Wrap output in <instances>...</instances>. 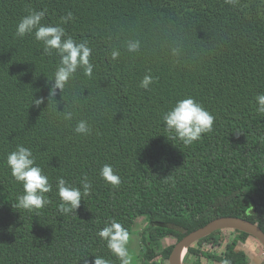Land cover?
<instances>
[{
	"label": "trees",
	"instance_id": "obj_1",
	"mask_svg": "<svg viewBox=\"0 0 264 264\" xmlns=\"http://www.w3.org/2000/svg\"><path fill=\"white\" fill-rule=\"evenodd\" d=\"M28 9L41 23L61 25L92 49L93 75L81 69L49 100L59 63L43 54L34 33L15 36ZM139 41L138 52L126 43ZM118 50L116 60L110 57ZM145 75L149 88L139 87ZM264 0H0V264H88L120 261L96 233L115 219L129 234L140 216L143 264H169L175 244L220 216H238L264 230ZM192 97L214 116L212 130L191 145L168 140L162 115ZM43 98L38 107L34 99ZM72 112L71 120L63 112ZM92 131L78 135V121ZM17 145L32 150L52 191L35 211L17 208L23 186L6 164ZM110 164L121 183L99 175ZM57 177L91 189L70 214L57 211ZM222 231L192 245L190 257L248 264L239 245L249 235ZM235 232H238L237 234ZM257 240V239H256ZM222 243V242H221ZM209 246H212L209 247ZM162 256L161 261L157 258Z\"/></svg>",
	"mask_w": 264,
	"mask_h": 264
},
{
	"label": "clouds",
	"instance_id": "obj_2",
	"mask_svg": "<svg viewBox=\"0 0 264 264\" xmlns=\"http://www.w3.org/2000/svg\"><path fill=\"white\" fill-rule=\"evenodd\" d=\"M226 3L235 4L238 0H225ZM46 10L37 11L28 9L27 14L22 16L15 26V36L24 38L26 35L34 33L37 41L43 45V54L51 55L53 51L59 57L53 79L49 90V100H55L57 90L62 92L65 85L73 78L78 69L83 71L87 77H92L94 65L90 62L92 49L87 41L77 42L68 35L61 25L73 19V14L68 12L66 16H61L60 23L46 25L41 23ZM128 52L139 51V41H129L126 43ZM120 52L116 49L111 51L110 57L116 60ZM152 83V77L145 75L140 81L139 87L147 89ZM255 111L259 115H264V93H258L254 97ZM44 102L43 98L34 99L32 104L37 107ZM72 112H63L65 120L72 119ZM165 124V131L169 134L168 140H179L184 145H191L201 138L203 133L212 130L214 116L207 111L200 103L192 97L184 98L175 104L162 115ZM92 131L88 122L80 120L77 122L74 132L78 135H88ZM6 164L11 169L13 179L22 184L23 192L17 197V208L28 211H35L43 208L51 201L45 195L52 191V184L44 174L43 169L36 164V158L32 150L23 145H17L16 149L7 154ZM100 177L112 186H118L120 177L114 173L110 164H104L99 170ZM81 187H76L67 182L63 177H57L56 189L60 203L57 211L62 215L76 211L81 204L82 196H87L91 189V182L87 177L81 181ZM96 235L106 242L107 248L117 257L120 264H132L133 257L129 252V232L115 219L110 220L100 229ZM88 264V260H85ZM91 264H111V261L102 256H94ZM221 264H230L228 259L221 261Z\"/></svg>",
	"mask_w": 264,
	"mask_h": 264
},
{
	"label": "water",
	"instance_id": "obj_3",
	"mask_svg": "<svg viewBox=\"0 0 264 264\" xmlns=\"http://www.w3.org/2000/svg\"><path fill=\"white\" fill-rule=\"evenodd\" d=\"M226 229L248 233L264 247V230L259 224L243 217L233 215L220 216L203 227L189 232L181 240L177 241L169 257V264H184L185 256L192 245L218 231Z\"/></svg>",
	"mask_w": 264,
	"mask_h": 264
},
{
	"label": "rangeland",
	"instance_id": "obj_4",
	"mask_svg": "<svg viewBox=\"0 0 264 264\" xmlns=\"http://www.w3.org/2000/svg\"><path fill=\"white\" fill-rule=\"evenodd\" d=\"M146 219L147 218L145 216H140L137 219V221L135 222L132 232L129 234L130 239H129V243H128V249H129L130 254L133 257L132 264H143L141 232L143 231L144 227L147 224ZM226 231H231V230H224V232H222L224 237H226V239H228L229 238V232H226ZM233 231H235V230H233ZM235 233L237 234L238 232H235ZM252 239H254V238H252ZM162 242H163V246H170V245L177 243V238H175L173 236L167 237V238L163 239ZM157 259L159 261H161L162 256L160 255ZM204 260H205V264H207L206 262L208 261V259L205 258Z\"/></svg>",
	"mask_w": 264,
	"mask_h": 264
},
{
	"label": "crops",
	"instance_id": "obj_5",
	"mask_svg": "<svg viewBox=\"0 0 264 264\" xmlns=\"http://www.w3.org/2000/svg\"><path fill=\"white\" fill-rule=\"evenodd\" d=\"M253 238V237H252ZM249 237L245 242H240L239 245L242 249L247 252L248 255V264H264V247L262 244L256 240ZM227 241L226 237L222 235V240L220 244L214 248V250L219 251L224 247L225 242ZM222 244V245H221ZM205 259V258H204ZM203 259V263L205 264V260ZM191 264H199V258L194 255L190 257ZM207 264H219L217 261L209 260L206 262Z\"/></svg>",
	"mask_w": 264,
	"mask_h": 264
},
{
	"label": "flooded vegetation",
	"instance_id": "obj_6",
	"mask_svg": "<svg viewBox=\"0 0 264 264\" xmlns=\"http://www.w3.org/2000/svg\"><path fill=\"white\" fill-rule=\"evenodd\" d=\"M222 235H223V234H222ZM250 237H253V236H250ZM248 238H249V237H248ZM248 238H247V239H248ZM253 238H254V237H253ZM255 239H256V238H255ZM221 245H222V244H221ZM209 247H211V248H212V246H209ZM223 248H224V247H223ZM223 248H221V249H223Z\"/></svg>",
	"mask_w": 264,
	"mask_h": 264
}]
</instances>
